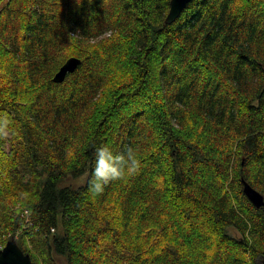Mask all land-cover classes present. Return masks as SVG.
Wrapping results in <instances>:
<instances>
[{
	"label": "trees",
	"instance_id": "obj_1",
	"mask_svg": "<svg viewBox=\"0 0 264 264\" xmlns=\"http://www.w3.org/2000/svg\"><path fill=\"white\" fill-rule=\"evenodd\" d=\"M170 3L0 0V248L16 239L33 264H264V206L244 193L264 196V0H193L166 25ZM102 144L140 166L95 194Z\"/></svg>",
	"mask_w": 264,
	"mask_h": 264
},
{
	"label": "clouds",
	"instance_id": "obj_2",
	"mask_svg": "<svg viewBox=\"0 0 264 264\" xmlns=\"http://www.w3.org/2000/svg\"><path fill=\"white\" fill-rule=\"evenodd\" d=\"M10 123L6 114H0V137L8 136ZM139 166L140 161L131 147L124 152H116L112 145L102 144L95 150L89 189L95 194H100L108 184L135 172Z\"/></svg>",
	"mask_w": 264,
	"mask_h": 264
},
{
	"label": "water",
	"instance_id": "obj_3",
	"mask_svg": "<svg viewBox=\"0 0 264 264\" xmlns=\"http://www.w3.org/2000/svg\"><path fill=\"white\" fill-rule=\"evenodd\" d=\"M193 0H171L170 10L165 19L166 25H171L178 20L181 14L186 10L187 6ZM81 65V61L76 58H70L56 74L54 81L62 83L65 81L69 73H73ZM244 193L256 208L264 206V196L248 183L244 181ZM0 252L6 253V261L8 264H33L32 258L26 254L17 244L15 239L8 241L4 248H0Z\"/></svg>",
	"mask_w": 264,
	"mask_h": 264
},
{
	"label": "rangeland",
	"instance_id": "obj_4",
	"mask_svg": "<svg viewBox=\"0 0 264 264\" xmlns=\"http://www.w3.org/2000/svg\"><path fill=\"white\" fill-rule=\"evenodd\" d=\"M81 182H82V180L79 181V183H81ZM231 232H232L234 235L238 236V233H237V231H236L235 229H232ZM58 261H59L60 264H66V261H65V259H64L63 257H60V258L58 259Z\"/></svg>",
	"mask_w": 264,
	"mask_h": 264
},
{
	"label": "snow or ice",
	"instance_id": "obj_5",
	"mask_svg": "<svg viewBox=\"0 0 264 264\" xmlns=\"http://www.w3.org/2000/svg\"><path fill=\"white\" fill-rule=\"evenodd\" d=\"M6 255V253L0 252V264H8V261L5 259Z\"/></svg>",
	"mask_w": 264,
	"mask_h": 264
},
{
	"label": "bare ground",
	"instance_id": "obj_6",
	"mask_svg": "<svg viewBox=\"0 0 264 264\" xmlns=\"http://www.w3.org/2000/svg\"><path fill=\"white\" fill-rule=\"evenodd\" d=\"M241 13V12H240ZM242 13H243V11H242ZM240 15V14H239ZM245 14H243V16H244ZM248 15V14H247ZM237 17H238V15H237ZM240 17V16H239ZM130 36V35H129ZM129 38H132L131 36L129 37ZM131 42V41H130ZM123 43V42H122ZM119 45V44H118ZM120 47V46H119ZM23 220H24V218H23ZM26 232H28V231H26ZM7 235V234H6ZM29 236V235H28ZM20 237H21V235H20ZM25 238V237H24ZM26 239V238H25ZM30 240V239H29ZM32 257V256H31Z\"/></svg>",
	"mask_w": 264,
	"mask_h": 264
}]
</instances>
